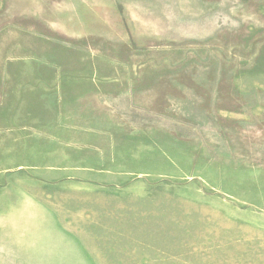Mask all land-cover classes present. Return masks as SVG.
<instances>
[{"label": "rangeland", "instance_id": "1", "mask_svg": "<svg viewBox=\"0 0 264 264\" xmlns=\"http://www.w3.org/2000/svg\"><path fill=\"white\" fill-rule=\"evenodd\" d=\"M0 264H264V0H0Z\"/></svg>", "mask_w": 264, "mask_h": 264}]
</instances>
